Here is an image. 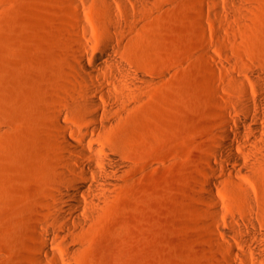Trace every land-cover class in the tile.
Here are the masks:
<instances>
[{
  "label": "rangeland",
  "instance_id": "374dc122",
  "mask_svg": "<svg viewBox=\"0 0 264 264\" xmlns=\"http://www.w3.org/2000/svg\"><path fill=\"white\" fill-rule=\"evenodd\" d=\"M107 1L122 29L110 30ZM121 70L148 81L132 87ZM245 71L264 80V0H0V264H35V227L51 229L57 197L52 145L61 124L71 137L93 124L81 102L90 83L103 96L100 115L115 118L105 140L118 143L126 132L129 144L120 146L129 162L106 206L91 215L79 209L86 224L63 245L76 252L70 264H225L212 260L214 206L201 180L216 183L215 196L237 212L248 209L235 186L244 183L264 221V162L224 160L232 181L211 156L227 97L246 105L234 80L251 88ZM261 93L264 86L251 89ZM228 115L255 123L235 109ZM209 158L222 172H204ZM235 249L233 264L252 260L248 247Z\"/></svg>",
  "mask_w": 264,
  "mask_h": 264
},
{
  "label": "bare ground",
  "instance_id": "6f19581e",
  "mask_svg": "<svg viewBox=\"0 0 264 264\" xmlns=\"http://www.w3.org/2000/svg\"><path fill=\"white\" fill-rule=\"evenodd\" d=\"M107 7L112 16L110 30L122 29L124 26L117 21L118 16L114 5L107 1ZM79 45L80 68L89 74L87 78L89 80L94 72L86 66V49L81 43ZM204 48L208 58L215 59L206 44ZM245 73L249 79H254L251 88L238 77L234 80L243 86L246 105H243V101L239 98L227 97L229 103L219 113L218 120L225 132L221 136L216 133L213 135L215 142L211 146V156L222 163L221 168H223L224 160L229 161V159L235 162L245 160L251 165H260L264 162V93L258 97L251 95V89L261 90L264 80L254 71H245ZM121 75L132 87H140L148 81L142 75L132 76L123 70ZM101 80L105 82L103 77ZM216 94L221 95L219 88L216 89ZM106 98L115 101L120 99L112 92H108ZM81 102L85 104L86 115L92 119L93 124L86 125L74 137L67 135V130L62 124L59 126L61 142L52 145L58 153L52 163L53 171L56 173L52 181L58 195L54 193V196H57L53 201L54 212L48 216L51 229L41 232L39 226L35 227V232L41 237V243H36L34 246L37 252L30 255L35 264H70L74 260L76 252L64 246L68 242L79 239L77 230L86 224L85 218L79 214V209H82L84 214L91 215L95 210L104 207V204L106 206V198L115 190L128 167L129 161L126 158L128 153L120 146L124 143L129 144L127 133L120 131L118 143L105 140L104 136L114 127L115 118L110 110L107 111L106 116L100 115V110L104 108L103 96L97 94L91 83L85 89ZM231 109H235L246 118H251L255 123H249L241 117L230 118L228 113ZM56 115L59 121L62 115L61 113ZM225 152L229 157L227 155L225 157ZM204 168L206 174L217 175L222 172L220 167L213 164L211 158L208 159V164ZM221 174L226 178L233 177L224 168ZM200 184L204 198L212 202L214 206L209 210L213 228L210 239L219 253L213 254L212 260L215 258L214 261L233 264V259L237 255L236 246H245L252 251V260H247L248 264H257L258 261L264 264V221L258 217V207L253 203L251 189L242 182H235V186L241 191L240 200L246 202L248 206L247 211L237 212L228 209L215 196L216 183L201 180ZM237 225L245 230L238 229ZM53 231H58L55 236L56 247L52 246L50 239Z\"/></svg>",
  "mask_w": 264,
  "mask_h": 264
}]
</instances>
